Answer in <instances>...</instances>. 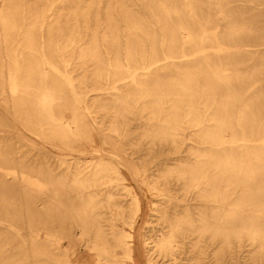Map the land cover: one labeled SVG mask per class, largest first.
Segmentation results:
<instances>
[{
	"label": "bare ground",
	"instance_id": "obj_1",
	"mask_svg": "<svg viewBox=\"0 0 264 264\" xmlns=\"http://www.w3.org/2000/svg\"><path fill=\"white\" fill-rule=\"evenodd\" d=\"M0 108L63 164L0 111L1 263L80 264L65 237L133 261L121 164L153 212L148 264L216 241L223 264H264V0H0Z\"/></svg>",
	"mask_w": 264,
	"mask_h": 264
},
{
	"label": "rangeland",
	"instance_id": "obj_2",
	"mask_svg": "<svg viewBox=\"0 0 264 264\" xmlns=\"http://www.w3.org/2000/svg\"><path fill=\"white\" fill-rule=\"evenodd\" d=\"M1 113H3L5 116L8 117L9 120H11V122L14 125V130L15 131H22L25 135H27V137H29L35 145H37L39 148H43L47 151L48 156L47 158H44L42 154L34 152L31 156L32 158L38 157L40 156V158L37 160V162L41 163V165H46L49 166L51 168H56L58 166V169L61 168L63 166V164H60V161L55 157V154H57L59 152L58 148L51 142L46 141L42 138H39L37 136H35L34 134L30 133L29 131H27L26 129H24L22 127V125L14 120L10 115L6 114L5 111H3L0 108ZM12 128V129H13ZM95 144H100L99 141H96ZM85 148H89V144H84ZM64 153H71L75 156H78L81 158V161H84L85 158H89L90 154L88 152V150L82 152V151H69V150H63ZM103 152V151H102ZM154 154L159 157H164L167 160H171L174 155L176 154V152L174 150H166L165 148H161V149H157L155 150ZM158 159V158H157ZM124 164V163H122ZM122 173H123V184H125L126 186H130L131 189H136V191L138 192L140 199H141V209H142V213L139 217V221L138 223L135 224L134 228L132 229V233L134 235V240H133V244H134V248H135V259L133 261H131L129 264H148L147 263V258H146V250L144 249V247L141 245V233H148V229H151L155 223L153 222V218L152 217V211L149 210V203H148V196L146 191L144 190V188L142 187L141 183L137 181L136 177L133 175V173H131V171H127L125 169V167H123V165L119 164ZM149 168H152V164H148ZM71 194H74V192H72ZM8 195V194H6ZM10 196H12L10 194ZM124 196V197H123ZM123 201L125 203H128L129 196L128 195H122ZM43 198L40 200V205L37 206V209L39 210V215H35V217L39 218L40 221V228L38 229V236L41 238H44L45 234H46V230L42 227L43 225V220L45 218L44 215V209L42 207V202H43ZM195 200H190V202H194ZM145 221H147L146 223H144ZM120 224V222H118ZM53 225L56 227V229L59 227L58 223L53 222ZM0 226H6L9 227L7 225H2L0 224ZM144 226V229H143ZM24 232H28V230L23 229ZM74 231H78V229H74ZM3 233L2 235L7 234L6 232H4L3 230H0V233ZM54 238H58L57 236V232H54ZM14 240H11V242L13 243ZM59 246L67 249L69 255H70V259L73 262H79L80 264H100L94 254L92 252H89V250L87 249V247L85 246V244H83V242L76 240L75 238H62L59 239ZM215 247V248H214ZM219 245L217 244V241L214 243H209V245H207L205 247V253H204V258L200 257V260H196L195 257V253L190 249V251L188 250V248H185L184 250H181L182 253H180V255L177 258V264H223L222 263V259L220 258L219 254L217 253V259L214 257L213 255V251L215 250V252L218 250ZM219 252V251H218ZM0 264H5V263H1ZM31 264V263H28Z\"/></svg>",
	"mask_w": 264,
	"mask_h": 264
}]
</instances>
